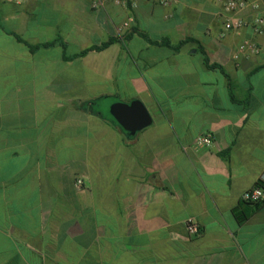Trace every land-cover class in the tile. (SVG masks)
Segmentation results:
<instances>
[{
    "label": "crops",
    "instance_id": "obj_1",
    "mask_svg": "<svg viewBox=\"0 0 264 264\" xmlns=\"http://www.w3.org/2000/svg\"><path fill=\"white\" fill-rule=\"evenodd\" d=\"M120 1L0 0V264H264V201L240 198L264 179V35L220 36L217 0ZM113 96L151 125L112 128Z\"/></svg>",
    "mask_w": 264,
    "mask_h": 264
},
{
    "label": "built area",
    "instance_id": "obj_2",
    "mask_svg": "<svg viewBox=\"0 0 264 264\" xmlns=\"http://www.w3.org/2000/svg\"><path fill=\"white\" fill-rule=\"evenodd\" d=\"M12 3L21 4L28 0H6ZM108 1H114L116 3H124L125 1L120 0H90L92 7L101 8ZM224 13V21L222 24V31L220 36H223L227 31H239L241 28L248 26L257 34L264 35V12L258 10V4L254 0H217ZM161 4H166L165 0L159 1ZM254 9L253 17L250 21L244 19L241 16V12L247 7ZM132 22V18L123 23L118 31H122L128 27L129 23ZM248 50L250 53L257 54L259 52L258 46L250 39H245L239 45L238 51ZM213 137L210 133L199 135L196 139V144L200 146H208L212 143ZM76 188L82 186V180L76 179L74 182ZM241 200L249 203H261L264 201V188L255 185L241 194ZM186 230L191 236H196L199 233L198 225L192 220L187 219Z\"/></svg>",
    "mask_w": 264,
    "mask_h": 264
},
{
    "label": "water",
    "instance_id": "obj_3",
    "mask_svg": "<svg viewBox=\"0 0 264 264\" xmlns=\"http://www.w3.org/2000/svg\"><path fill=\"white\" fill-rule=\"evenodd\" d=\"M109 113L128 138H133L152 123L149 111L139 99H133L128 103L115 101L109 105Z\"/></svg>",
    "mask_w": 264,
    "mask_h": 264
},
{
    "label": "trees",
    "instance_id": "obj_4",
    "mask_svg": "<svg viewBox=\"0 0 264 264\" xmlns=\"http://www.w3.org/2000/svg\"><path fill=\"white\" fill-rule=\"evenodd\" d=\"M141 34H142V36H143L144 38H146L148 41H150V42H155V41H152V40L148 37L147 34H145V33H141ZM17 39H18V40H21L19 37H17ZM116 40H118V39L113 38V37H110V38H108L106 41L102 42V43L99 44V45H92V46H90V47H88V48L82 50L81 52H79V53L76 55V57H77V56H84L87 52L92 51V50H95V51L103 50L104 48H106V47H108L109 45H111L112 43H114ZM183 42H184V41H180L178 44L181 45V44H183ZM155 43H157V42H155ZM25 44L28 46V48L30 49V51H34L35 49L39 48V46H41L40 44H34V45H32V44H29V43H27V42H25ZM52 44H54V42L44 43V44H42V46H50V45H52ZM159 44H162V45H165V46H170V47L175 48V49L179 46V45H171L170 41H169L168 39H166V38H163V39L159 42ZM205 63H206L208 66H210V67H214V66H215V65H209L207 59H205ZM95 111L98 113V115H100V117H101L105 122H107L110 126H112V128H114L115 130L119 131V132L122 133V134H125L124 130L119 126V124L115 121V119L110 115L109 111H107L106 114L102 113L101 111H97V110H95ZM257 185H259V186H261V187L264 188V179L259 180V181L257 182ZM256 204H259V203H256Z\"/></svg>",
    "mask_w": 264,
    "mask_h": 264
},
{
    "label": "rangeland",
    "instance_id": "obj_5",
    "mask_svg": "<svg viewBox=\"0 0 264 264\" xmlns=\"http://www.w3.org/2000/svg\"><path fill=\"white\" fill-rule=\"evenodd\" d=\"M125 101L128 100V97H118V96H113V97H107L106 99H101L99 103H95L93 108L94 110L101 111L102 113L106 114L108 111V106L115 102V101Z\"/></svg>",
    "mask_w": 264,
    "mask_h": 264
}]
</instances>
